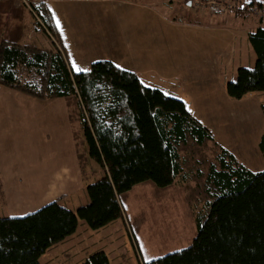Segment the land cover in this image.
I'll return each mask as SVG.
<instances>
[{
  "label": "trees",
  "instance_id": "trees-1",
  "mask_svg": "<svg viewBox=\"0 0 264 264\" xmlns=\"http://www.w3.org/2000/svg\"><path fill=\"white\" fill-rule=\"evenodd\" d=\"M27 1L40 21L34 29L54 37L64 55L46 0ZM236 4L234 14L240 17L262 7L257 0ZM246 36L256 59L252 69L238 68L235 81L225 85L234 100L264 92V15ZM0 84L40 98L76 96L87 155L103 172L85 188L88 203L74 212L56 200L22 217H0V264H41L39 258L74 234L79 221L95 231L123 220L120 196L144 182L171 186L182 172L176 146L187 139L198 145L211 139L180 100L143 86L134 73L109 61L75 73L60 52L2 41ZM260 110L264 122V105ZM258 148L264 157V133ZM218 161L219 168L211 166L208 173L217 194L205 216L197 217L190 245L149 261L137 255L139 264H264V170L248 171L223 149ZM81 264L109 261L103 251H96Z\"/></svg>",
  "mask_w": 264,
  "mask_h": 264
},
{
  "label": "rangeland",
  "instance_id": "rangeland-1",
  "mask_svg": "<svg viewBox=\"0 0 264 264\" xmlns=\"http://www.w3.org/2000/svg\"><path fill=\"white\" fill-rule=\"evenodd\" d=\"M17 1L29 12L33 25L34 23L40 25V21L33 17L30 7H28L29 2L27 0ZM152 1V7L156 9H152L153 13L145 12V14L137 10H129L124 6L120 8L97 6L96 9L99 10L112 8L107 23L113 25L114 33L98 34V39L96 38L95 42L90 38L85 39L89 51L87 54L104 52L105 58L111 59L114 62L111 63L116 67L119 65V68L125 66L132 68L133 66V68L139 69V66L146 64L153 69V73L159 75L163 74L165 69L160 66L163 60L156 56L154 49L153 62L142 60L137 65L139 61L137 47L141 45L139 43L143 39L139 29H153L155 26L156 33L160 34L157 35L156 40L154 35L147 39L152 38L150 41L151 43L155 41V47L161 45L164 49H168V54L172 53L170 52L171 48L191 41L197 46H202L203 49H206L205 45L208 44L210 55H213L216 52V45L223 43L221 39L226 33L222 31L235 29L238 33L235 35L238 36L239 41L240 38H245L247 32L258 26L261 17L260 12H251V14L243 17L236 16L234 14L237 7L236 0ZM45 3L49 9L47 2ZM187 3L190 5L188 6ZM68 7L76 10L77 20L82 24L84 16L80 9L83 6L77 5V3H69L65 5V9ZM216 8L219 9V12L215 10ZM159 9L167 11L165 19L174 26L162 25L163 22H159L160 19L164 20L163 17L159 18L156 13L154 14ZM177 25L193 27L192 32ZM217 30L219 32H216ZM40 32L49 40L51 44L49 50H41L32 46L25 47L52 53L60 52L65 59L59 42L54 37L44 33L43 30ZM113 44V49L105 50V45L109 47ZM200 52L207 56L209 51L207 49L198 50L196 52L198 55L194 56L192 67L195 72L191 70L190 74H194L193 80H196L190 81L188 94L197 110L196 115L206 123L203 126L208 130L211 139L205 140L200 145L187 139L186 143H179L176 146L182 160V172L175 178L171 186L157 188L151 182H144L121 196L124 218L126 217L127 222L125 219L121 220L120 233L116 237L120 236L121 242H125L130 250L129 254L127 252L125 255L126 251L121 250L124 243L118 245L115 238L108 235L105 238L106 244L103 242L102 244L105 245L110 254L111 264H139L135 248L140 252L143 261H148L182 250L190 245L196 232L197 217L205 216L208 202L217 194L214 185L208 180V173L211 166L216 169L219 168L218 155L220 149L232 155L235 161L248 171L254 173L264 170V157L258 148V143L264 133V122L260 110L261 105H264V96H257L260 94L257 92L240 100L229 98L221 88V84L230 81V76H219L218 82L221 87L218 86L216 75L209 71V66L199 63L201 60ZM0 86L2 85L0 84ZM3 87L19 93L23 97V100L18 102V106L12 113V126H3L8 132L13 131L10 134L12 139L13 136L17 135L15 134L17 130H22V127L26 126L33 129L31 133L35 132L37 136L50 140L48 142H53L48 147L44 144L47 142H42L43 139L40 138L41 142L38 145L20 146L29 154L31 160L24 161L21 160L22 157L18 156L19 173L15 178H7V174L4 175V172L6 173V170L15 162L6 158V152H3L2 148L0 149V168L3 171L1 180L9 183L5 186L11 191L21 194L20 200L23 201L30 199V197L27 195L28 190L23 186L29 181V178L24 175L26 172L22 170V167L27 166L28 173L31 175L33 171L41 169L46 162L49 163L50 161L49 165L52 166V160L56 165L55 161L66 157L63 156V153L67 151L69 144L62 141L64 146L58 151L59 145L54 138L68 136L69 132L73 134L81 130L78 117L79 105L77 97L74 95L62 98L53 96L40 98L19 89ZM13 150L14 148H12V152L17 155L23 152L19 147L16 148L15 152ZM88 233L87 229L80 230L78 235L66 241L65 246L62 245L64 242L59 244L60 246L52 247L51 253L47 254L42 262L44 264H78L86 255L100 247L101 240L94 245L91 242L97 236ZM112 235L114 236V233ZM130 260L131 262H129Z\"/></svg>",
  "mask_w": 264,
  "mask_h": 264
},
{
  "label": "crops",
  "instance_id": "crops-1",
  "mask_svg": "<svg viewBox=\"0 0 264 264\" xmlns=\"http://www.w3.org/2000/svg\"><path fill=\"white\" fill-rule=\"evenodd\" d=\"M16 1L0 0V43L5 41L20 46H32L40 48L41 50H49L51 45L49 40L41 34L40 31L34 29L33 21H31L29 12L23 5H21L20 2ZM46 2L53 16V20L55 21L65 59L71 70L75 73L78 72L73 69V62H75L78 67L88 70L90 65L97 61L107 60L114 63L111 59L105 58L106 55H104V52H98V54H93L94 52L87 54L89 51L85 44V39L90 38L93 42H95L94 40H96V38L98 39V34L105 35L114 33L113 25H109L107 23V21H109L108 18H110L112 8L99 10L96 9L97 6L119 8L124 6L129 10H137L143 14H145V12L153 13L152 9H156L152 7V0H46ZM69 3H77V5L83 6L80 9V12L83 13L84 16L82 24L77 20L76 10L70 9V7L65 9V5ZM60 5L61 7H59ZM155 13L159 18H164V20H159L160 23L163 22L161 23L162 25L174 26L165 19L167 11L159 9L156 10L154 14ZM57 20L60 23L59 28L57 27ZM186 25L177 26L184 29L186 28V31L192 32L193 27H188ZM216 32H219V30ZM222 32L226 33V35H224L221 39V42L223 43L216 45V52L213 55H210V47L206 44L205 48L209 52L207 56H204L203 52L199 53L201 56L199 63L209 66V71L216 75L217 85L220 87L222 85L221 88L225 92V85L229 82L235 81L236 70L238 68L252 69L256 58L247 40V36H245V40L240 38L238 41V36L235 35V33H237L235 29H228V31ZM139 33L143 39L139 43L141 45L137 47V57L139 59L137 65H139L142 60L145 62H153L154 49L156 56H159L160 60H163L160 63V66L164 68L165 71L163 74H155L152 72L153 69L149 68V65L146 64L139 66V69L133 68V66L132 68L131 66H125L120 69L134 73L143 86L158 89L163 94L167 93L166 96L180 100L184 104L186 111L202 125H205L206 123L203 119L196 115L197 110L195 109L190 98L191 96L188 93L189 84L191 83L190 81L196 80H193L195 75L190 74L191 70L195 72L192 67V64L194 63V56L198 55V53H196L198 50L203 51L206 49H203L202 46H197L191 41L186 42L184 39L186 43L181 46L177 44L178 47H173V49L171 48L170 52L172 53L168 54V49H164L161 45L155 47V41H152L151 43L150 39L152 38L147 39L154 35L156 40L157 35L160 34L156 33L155 26L153 29H139ZM113 46L114 44L109 47L105 45V50L107 51L108 49H113ZM94 51L97 52L95 49ZM224 75L226 77L230 76V81H226L224 84L220 85L218 82L220 80L219 76ZM257 96L263 97L264 92H260ZM20 100H23L22 95L0 86V149L2 148V151L6 152V158H10L11 161L13 160L15 162L13 166L11 165V167L6 170V173L4 172V175L7 174V178L17 177V174L19 173L18 164H20L18 162V156L22 157L21 160L24 161L31 160V157L29 159V154L26 153L24 148L20 146L23 145L28 147V145L32 146L33 144L38 145L41 142L40 138L43 139L42 142H47L44 144L48 145V147L51 146L49 144L53 143L48 142L50 140L46 138L37 136L35 132L31 133L33 129L26 126H19L23 129L19 131L17 130L15 133L17 135L13 136V139L12 135H10L13 131L10 130L8 132L3 128L5 125L12 126L11 116ZM1 131L3 132V135ZM54 140L58 142V151H60L64 146L62 141L69 144L67 151L63 153V156L66 157L62 160L55 161L56 165L53 160L52 166L49 165L50 161L49 163L46 162L41 169L33 172L30 171L32 172L31 175L28 173L27 166L22 167V170H25L24 172H26L24 175L29 178V181L23 186L28 190L27 195H29L30 199L21 201V194L16 191L13 192L10 188L5 186L9 183L1 180L3 171L2 168H0V217H22L35 212L42 206L56 201L57 199L58 201L60 200L59 204L62 207L72 212L88 203L85 188L88 184L100 179L103 176V172L92 160L89 159L81 130L73 134H70L69 132L68 136L65 135L63 137H55ZM17 147L23 151L18 155L12 152V148H14L13 151L15 152ZM77 148H79V150H77ZM9 149L11 151L10 153ZM16 181L19 180L16 179ZM119 199L121 203V196ZM124 219L126 220V217ZM121 226V220L118 219L98 230L92 231L84 224V222L79 221L75 233L56 245L65 242L62 244L65 246L66 241L69 238L78 235L80 230L87 229L89 232L88 234L97 236L92 239L91 243L96 245V242L99 243V240H101L100 247L92 253L96 251H103L110 263V254L107 251V248H105V245L102 244V242L106 244L107 240H105V238H107L108 235L114 237L118 245L124 243L121 250L123 249L126 251L125 255L127 252L129 254V247L125 245V242H121L122 238H120V236L116 237V235L120 233ZM112 233H114V236ZM52 247L39 258V262L41 264H44L42 259L45 258L47 254L51 253L50 251L52 250ZM136 250L138 251V249ZM89 255H86L78 264H81ZM137 255H139L141 260H144L139 251L138 254L136 252V256ZM129 262H131V260Z\"/></svg>",
  "mask_w": 264,
  "mask_h": 264
},
{
  "label": "snow or ice",
  "instance_id": "snow-or-ice-1",
  "mask_svg": "<svg viewBox=\"0 0 264 264\" xmlns=\"http://www.w3.org/2000/svg\"><path fill=\"white\" fill-rule=\"evenodd\" d=\"M247 2H248V3H251L252 0H247ZM262 2H264V0H262ZM57 27H58V28L60 27V23H59L58 20H57ZM117 67L119 68L120 66L117 65ZM73 69H74L76 72H78V73H79V72H87V71H89L88 69L78 67V66L75 64V62H73ZM165 95H167V93H165Z\"/></svg>",
  "mask_w": 264,
  "mask_h": 264
},
{
  "label": "built area",
  "instance_id": "built-area-1",
  "mask_svg": "<svg viewBox=\"0 0 264 264\" xmlns=\"http://www.w3.org/2000/svg\"><path fill=\"white\" fill-rule=\"evenodd\" d=\"M261 3L262 7L261 8H256V7H252L251 8V12H260L261 16L264 15V2H262V0H257Z\"/></svg>",
  "mask_w": 264,
  "mask_h": 264
},
{
  "label": "water",
  "instance_id": "water-1",
  "mask_svg": "<svg viewBox=\"0 0 264 264\" xmlns=\"http://www.w3.org/2000/svg\"><path fill=\"white\" fill-rule=\"evenodd\" d=\"M187 5L189 6V5H190V3H187Z\"/></svg>",
  "mask_w": 264,
  "mask_h": 264
}]
</instances>
